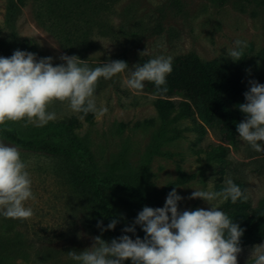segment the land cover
Listing matches in <instances>:
<instances>
[{"label": "rangeland", "instance_id": "obj_1", "mask_svg": "<svg viewBox=\"0 0 264 264\" xmlns=\"http://www.w3.org/2000/svg\"><path fill=\"white\" fill-rule=\"evenodd\" d=\"M11 1L17 0H0V44L10 49L0 51V56L10 57L15 50L30 52L22 47L29 40L36 47L31 53L38 60L52 57L53 66L65 63L62 55L77 56L92 69L114 60L129 65L111 79H99L94 99L98 108L104 106L108 111L99 118L94 115L92 123L84 122L75 131L97 171L131 187V193L115 197L126 225L132 224L144 206L163 207L172 191L170 185L178 182L182 173L193 179L176 187L184 197L179 202L181 211L220 209L224 204L220 198L209 204L188 197L194 190L216 192V186H226L229 178L246 183L253 210L263 207L264 152H256L243 140L237 148L224 145L221 126L212 129L197 110L194 119L163 121L153 105L156 97L145 88L130 90L125 81L144 60L195 56L204 63L218 64L247 90L249 80L264 84V0H115L106 7L99 6L100 0H90L87 10L71 25L72 38L77 41L73 53L68 51L70 45H64L38 21L39 0H24L15 24L9 25ZM58 29L61 27L56 25ZM84 40L85 44L79 43ZM236 40L247 42V47L241 60L234 62L227 51L236 47ZM48 111L55 112L56 119L43 127H25L21 121L7 122L6 129L33 138L64 118L80 116L67 102H54ZM242 117L245 119L244 113ZM217 146L229 149L222 156ZM20 152L35 197L25 206L32 208L34 215L29 220L0 215V264H78L68 252L90 248L95 236L112 240L90 227L85 197L70 187L59 160ZM144 235L137 225L134 239ZM253 247L242 248L238 264H252Z\"/></svg>", "mask_w": 264, "mask_h": 264}, {"label": "clouds", "instance_id": "obj_2", "mask_svg": "<svg viewBox=\"0 0 264 264\" xmlns=\"http://www.w3.org/2000/svg\"><path fill=\"white\" fill-rule=\"evenodd\" d=\"M235 45L227 51L234 62L241 60L247 42L236 40ZM60 59L65 63L53 66L52 57L38 60L36 54L21 50L10 57L0 56V126L7 128V122L24 121L25 127H43L56 119L55 112L48 108L57 101L67 102L72 112L82 114L81 120L89 113L97 118L107 113L106 107L96 105L97 83L100 78L108 80L123 73L129 68L127 62L114 60L92 69L77 56L62 55ZM172 60L171 56H159L135 65L126 86L141 91L144 82H151L157 93H166ZM248 83L246 102L238 105L245 119L238 123L237 132L256 152H264V84L256 80ZM27 167L17 147L0 141V215L5 218L29 220L34 215L32 208L25 206L35 199ZM225 184L219 192L194 190L188 199H202L209 204L217 198L233 204L248 199L232 179ZM183 199L173 188L163 207L144 206L132 224L122 229L125 234L110 242L95 236L90 248L68 255L78 264H124L129 260L131 264H238L245 230L213 206L210 210L181 211L179 202ZM118 223L119 218H113L107 227L102 221L97 227L103 233L114 230ZM137 225L145 233L143 239L127 234L135 235ZM249 260L264 264V244L253 247Z\"/></svg>", "mask_w": 264, "mask_h": 264}, {"label": "trees", "instance_id": "obj_3", "mask_svg": "<svg viewBox=\"0 0 264 264\" xmlns=\"http://www.w3.org/2000/svg\"><path fill=\"white\" fill-rule=\"evenodd\" d=\"M39 1L42 6L36 11L38 21L64 45L68 47L70 45L68 51L73 53V42L77 41L72 38L71 30L77 16L87 10L91 1ZM114 1L100 0L99 6L106 7L110 5L109 2L112 4ZM23 6L24 0L10 2L7 18L9 25L15 24ZM56 25L60 26L61 30H55ZM12 37L13 40H17L16 33H13ZM79 43L83 45L85 40ZM22 47L30 52L36 50L29 40L24 41ZM9 50L5 45L0 44V51ZM148 61L144 60L142 65ZM165 87L167 92L159 94L153 83L144 82V88L156 97L153 105L163 121L171 118L175 121L194 119V110H197L212 129L214 126H221V142L224 145L238 147L241 138L237 132V125L244 120L238 105L246 102L244 97V93L248 91L246 87L240 86L237 81L228 77L227 72L218 64L204 63L195 56H182L172 61V72L166 77ZM93 120L92 113L83 120L78 116L64 118L33 138H24L16 130H8L0 126V139L20 150L59 160L62 163V170L66 172L70 187L85 197L89 206L90 227L101 233L97 227L98 221H102L104 227H107L113 218H119L114 230L102 233L113 239L125 234L122 229L127 226L115 197L131 193L132 190L128 184L99 173L93 164L90 152L76 136L75 131L81 128L84 122L92 123ZM196 128L204 130L201 124H196ZM228 147L217 146V151L221 150L219 154L224 156ZM192 179V176L182 173L179 181L170 185V190L185 185ZM233 182L241 187L248 197L246 183L241 179H234ZM225 187L223 184H218L215 190L219 192ZM219 210L245 230L240 240L241 248L253 247L264 242V205L259 211H255L248 197L246 201L241 199L235 204L230 200L225 201ZM127 234L134 239L131 233ZM126 264H131V261H126Z\"/></svg>", "mask_w": 264, "mask_h": 264}]
</instances>
